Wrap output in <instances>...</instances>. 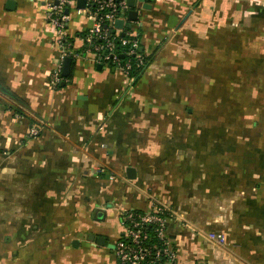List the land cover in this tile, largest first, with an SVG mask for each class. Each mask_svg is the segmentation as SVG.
Instances as JSON below:
<instances>
[{
	"label": "crops",
	"instance_id": "obj_1",
	"mask_svg": "<svg viewBox=\"0 0 264 264\" xmlns=\"http://www.w3.org/2000/svg\"><path fill=\"white\" fill-rule=\"evenodd\" d=\"M15 1L0 0V81L40 132L0 92V195L25 191L41 225L0 224V264H118L122 212L157 206L178 264H264V0H147L125 22L152 57L135 85L97 68L77 3L65 10L73 77L54 83L61 48L44 1ZM91 178L93 194L79 183Z\"/></svg>",
	"mask_w": 264,
	"mask_h": 264
},
{
	"label": "built area",
	"instance_id": "obj_2",
	"mask_svg": "<svg viewBox=\"0 0 264 264\" xmlns=\"http://www.w3.org/2000/svg\"><path fill=\"white\" fill-rule=\"evenodd\" d=\"M46 8V16L58 35V44L61 48V62L52 72V80L59 83L62 77L64 60L67 56L77 55L73 46L67 41L66 28L68 14L65 12L76 0H43ZM130 7L127 0H86L85 6L79 8L92 20L91 27L85 33L83 42L86 50L94 54L95 61L107 67L115 66L130 75L133 61L136 66L145 64V56L140 50L139 38L125 25ZM123 19L124 27L116 26V21ZM124 32V35L122 33ZM120 37V43L127 46L124 51L128 57L124 64L120 63L115 50L116 40ZM132 57L134 60H131ZM39 133L34 127L31 135ZM167 213V214H165ZM169 212L162 206H157L151 211L126 210L120 217L122 232L115 243V253L118 264H178L177 251L171 241L164 237L167 232ZM154 225L156 241H151L152 236L148 231V225ZM208 237L218 243H225L226 237L222 232H209Z\"/></svg>",
	"mask_w": 264,
	"mask_h": 264
},
{
	"label": "rangeland",
	"instance_id": "obj_3",
	"mask_svg": "<svg viewBox=\"0 0 264 264\" xmlns=\"http://www.w3.org/2000/svg\"><path fill=\"white\" fill-rule=\"evenodd\" d=\"M199 123L200 122H198L197 124H195V134H198L200 136H203L205 133H204L203 127H201V126L198 125ZM34 128L38 132H40V126L39 125H35ZM139 131H144V127L140 126L139 127ZM87 161L89 162V164H91L90 169H91L92 172L93 171H96L98 174H101L102 172L103 173H108V172H106L107 171V168L104 165L105 162L103 163V165H101L99 163L97 164L95 162V160H92V159L87 160ZM79 183H80V186L81 187L85 184L84 186H86V187L89 188L90 194H93L94 193L93 190L94 191L97 190V185L98 184H95L93 182V179L92 178L90 179V181H87L86 183L82 179V180L79 181ZM25 194H26L25 191L19 192L18 195H17V198L14 197L13 192H8V194L0 195V197H1L0 198V224H1V227L2 228H5L6 226L7 227L9 226V228H12V225L14 224V222L16 220H18L19 222H21V221H27V224H29V227H33V223H35V225H34L35 227H37V225H41L40 222L36 221V220L39 219L40 216L39 215H36L32 211V208H29L28 205H26L25 198H24L25 197L24 196ZM10 197H14L15 199H10ZM87 206H89V208H92V205L91 204H87ZM36 208H37V210H39V207L36 206ZM101 208H99L97 210V212ZM102 209H104V207ZM21 224H22V222H21ZM23 225L24 224H22L21 226H23ZM49 225L50 226H53L51 224H49ZM81 234H82V237L85 236V234H84L83 231L81 232ZM81 234H79L78 236H80ZM73 237L74 236H70L69 237L70 238V241H72V238Z\"/></svg>",
	"mask_w": 264,
	"mask_h": 264
},
{
	"label": "water",
	"instance_id": "obj_4",
	"mask_svg": "<svg viewBox=\"0 0 264 264\" xmlns=\"http://www.w3.org/2000/svg\"><path fill=\"white\" fill-rule=\"evenodd\" d=\"M76 1H77L76 2L77 6L79 8H81V7L83 8L85 6L86 0H76ZM127 4L130 7V10L128 12L129 13L128 17L130 20H138L139 19V15H140L141 10H139L138 8L143 9V10H148V9L152 8V4L147 2V0H127ZM6 6L10 10L15 9L16 1L15 0H7ZM68 11H69V9L67 8L66 12H68ZM124 22L125 21L123 19L117 20L116 26L119 28H123ZM122 35H124V32L122 33ZM122 57H123V55H122ZM72 61H73V58L70 56H67L64 60L63 70H62V76L64 79L69 77V75L72 72ZM97 68L102 69L103 68L102 64H98ZM65 83H66V81L63 80L61 82V85L63 86V85H65ZM0 92H2L3 94H5L9 97H13V98L16 97L15 93H13L12 90L9 89L6 85H4L1 81H0ZM126 172H127V176L129 179H135L137 177V170L135 167H132V166L128 167ZM100 215H101V213H100ZM104 239H105L104 237H99L98 238V244L105 243V242H103V241H105ZM76 242L77 241H74V244Z\"/></svg>",
	"mask_w": 264,
	"mask_h": 264
},
{
	"label": "trees",
	"instance_id": "obj_5",
	"mask_svg": "<svg viewBox=\"0 0 264 264\" xmlns=\"http://www.w3.org/2000/svg\"><path fill=\"white\" fill-rule=\"evenodd\" d=\"M120 41H121L120 37H118L117 40H116V43H115L116 44L115 50H116V52H117V54L119 56V59L121 60L120 63L124 64L127 61V59H128V57L126 55L124 57V51L127 49V46L122 45L120 43ZM122 55H123V57H122ZM151 59H152V57L145 58V64L143 66H136V64L133 61V65H132V68L130 70V76L133 78V84L134 85L137 84L139 79L142 77V75L146 71L147 66L149 65ZM131 60H134V58L132 57ZM110 64L112 66H115V64H113L111 62H110ZM74 66H75V60L73 58V61H72V72L69 75V77L66 78L68 81L72 80ZM15 95H16L15 98L10 97L15 102V104L11 103L10 105H5V106H7L8 109H13L15 114H18L20 116L28 117L29 120L31 121V123L39 125V123H37V120H38L39 116L37 114H35L34 112H32L31 109L29 108L28 104L24 103L17 94H15ZM28 113H31L33 115H30ZM138 211H141V210H138ZM165 214H167V213H165ZM147 228H148V231L150 232V234L152 236L151 241L158 240L157 236H156V232L154 231V225L150 224V225H148Z\"/></svg>",
	"mask_w": 264,
	"mask_h": 264
}]
</instances>
